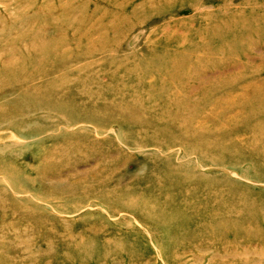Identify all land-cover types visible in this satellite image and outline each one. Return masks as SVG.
Returning a JSON list of instances; mask_svg holds the SVG:
<instances>
[{"label": "rangeland", "instance_id": "374dc122", "mask_svg": "<svg viewBox=\"0 0 264 264\" xmlns=\"http://www.w3.org/2000/svg\"><path fill=\"white\" fill-rule=\"evenodd\" d=\"M0 264H264V0H0Z\"/></svg>", "mask_w": 264, "mask_h": 264}, {"label": "bare ground", "instance_id": "6f19581e", "mask_svg": "<svg viewBox=\"0 0 264 264\" xmlns=\"http://www.w3.org/2000/svg\"><path fill=\"white\" fill-rule=\"evenodd\" d=\"M230 241V240H229Z\"/></svg>", "mask_w": 264, "mask_h": 264}]
</instances>
